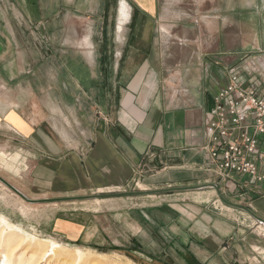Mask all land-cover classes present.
Here are the masks:
<instances>
[{
    "label": "crops",
    "instance_id": "obj_1",
    "mask_svg": "<svg viewBox=\"0 0 264 264\" xmlns=\"http://www.w3.org/2000/svg\"><path fill=\"white\" fill-rule=\"evenodd\" d=\"M178 1L0 0V149L33 162L34 185L44 190L123 187L135 178L153 191L207 185L264 220V181L214 177L206 130L233 70L264 93V0L246 6L254 18L242 53L236 7L223 21L220 7L189 20ZM250 49L247 66L241 55ZM228 205L234 212L199 220L202 236L188 231L170 240L171 251L264 264V224ZM59 229L80 234L66 220Z\"/></svg>",
    "mask_w": 264,
    "mask_h": 264
},
{
    "label": "rangeland",
    "instance_id": "obj_2",
    "mask_svg": "<svg viewBox=\"0 0 264 264\" xmlns=\"http://www.w3.org/2000/svg\"><path fill=\"white\" fill-rule=\"evenodd\" d=\"M170 1L174 2L175 6L177 0ZM250 2L251 0H179L178 4L180 8L182 7V12L188 13L189 20L195 17L194 13L197 10L201 16H204L213 8L220 7L222 12H226L222 14L223 21L228 17V9L236 7L238 50L242 53L244 48L239 47L240 39L249 33L250 20L253 17L250 12L246 13L249 10L246 6L250 5ZM260 18L261 15L258 13V26ZM255 49L246 50L241 55L244 56L245 65H251L254 57L250 53ZM241 66L242 64H238L235 67L238 72ZM240 74L245 76L246 72ZM246 81L252 83L254 79L247 75ZM34 169L33 162L18 154H9L0 149V175L27 198L48 199L29 203L0 183V251L5 250L10 253L16 247L18 240L22 239L27 240L24 244L26 246L33 244V247H29L28 256L35 252L36 244L47 245L52 241L60 244L59 248L64 250L59 254L60 256L58 255L61 258L46 256V259L52 263L66 261L64 258L68 257L71 258L69 264H94V262L95 264H212L208 262L211 258L204 263L200 255L190 252L173 253L170 247L176 240L181 238L186 240L188 231L194 232L195 235L200 233L202 236L203 231L197 225L199 220L206 222L209 215L216 217L218 213L234 212L216 192H210L212 189L209 187L158 193L153 191L157 188L156 185L135 178L123 187L99 190H44L34 185L36 178L32 173ZM89 195H102V197L55 200ZM223 196L230 200L227 194ZM162 212L167 214L166 218H170L169 221L166 218L161 219L162 215L158 216ZM223 216L227 217L225 213ZM60 220L74 224L80 234L78 236L64 234L59 229ZM173 227L176 228L175 232L171 230ZM12 242L15 244H11ZM24 245L18 254L28 248ZM37 253L38 256H42L41 252L37 251ZM10 258L15 263L20 261L15 255Z\"/></svg>",
    "mask_w": 264,
    "mask_h": 264
},
{
    "label": "built area",
    "instance_id": "obj_3",
    "mask_svg": "<svg viewBox=\"0 0 264 264\" xmlns=\"http://www.w3.org/2000/svg\"><path fill=\"white\" fill-rule=\"evenodd\" d=\"M206 130L210 138L207 170L214 177L264 181V93L244 87L235 70L214 96Z\"/></svg>",
    "mask_w": 264,
    "mask_h": 264
},
{
    "label": "bare ground",
    "instance_id": "obj_4",
    "mask_svg": "<svg viewBox=\"0 0 264 264\" xmlns=\"http://www.w3.org/2000/svg\"><path fill=\"white\" fill-rule=\"evenodd\" d=\"M126 8H127V6H125ZM127 12V11H126ZM166 24V23H165ZM162 28L164 29V30H166V26L165 25H163L162 26ZM3 89V88H2ZM4 160V159H3ZM0 183H2V182H0ZM3 184V183H2ZM3 185H5V184H3ZM6 186V185H5ZM7 187V186H6ZM8 188V187H7ZM10 189V188H9ZM28 235V234H27ZM27 235L25 236L26 237V239H28L27 238ZM11 237V236H10ZM29 237V236H28ZM31 237V236H30ZM5 240V239H4ZM1 241V240H0ZM3 241V240H2ZM8 241V240H7ZM25 241H27V240H25ZM25 241H23L22 239H19L18 240V242H17V245H16V247H14L13 249H12V251L9 253V252H7V251H5V250H3V251H0V264H69L68 262H70L71 260V258L69 259L68 257L66 258H64L66 261H61V262H57V263H52V262H50V261H48V259H46L47 257V255L49 256V255H51V256H53L54 258L55 257H57L59 254H62L63 253V249H60L59 248V245L60 244H58V243H56V242H53L52 241V243L51 244H45V245H40V244H36V246H35V252H32L31 254H30V256H28L29 255V247H33V244H27V246L26 245H24V244H26L25 243ZM3 242H6V241H3ZM41 242V241H40ZM8 243V242H7ZM11 244H15V243H11ZM8 245V244H7ZM22 245H24V246H26V247H28V248H26L25 249V251H23V252H21L20 254H18L19 252H20V250H21V248H22ZM13 246V245H12ZM11 246V247H12ZM61 247V246H60ZM37 251L40 253H42V256H38V253H37ZM62 251V252H61ZM66 252V251H65ZM81 253V252H80ZM27 256H26V255ZM67 254V253H66ZM65 254V255H66ZM15 255V257H16V259H18V260H20V261H18V262H12V258H10L11 256H14ZM64 255V254H63ZM71 255V254H70ZM74 255V254H73ZM77 255H78V253H77ZM80 255V254H79ZM60 256V255H59ZM57 257V258H61V257ZM62 256V255H61ZM72 256V255H71ZM83 256V255H82ZM26 257V258H25ZM63 257V256H62ZM25 258V259H24ZM50 258V257H49ZM56 258V259H57ZM77 258V257H76ZM80 259H81V256L79 257ZM53 259V258H52ZM55 259V260H56ZM85 259V258H84ZM83 259V260H84ZM86 259H87V257H86ZM50 260H51V258H50ZM60 260V259H59ZM74 260V259H73ZM76 260V259H75ZM14 261V260H13ZM54 261V260H53ZM91 261H93V260H91ZM22 262H24V263H22ZM77 262H78V260H77ZM76 262V263H77ZM84 263V262H83ZM90 263V262H89ZM96 262H94V264H95ZM98 263V262H97ZM90 264H93V263H90ZM99 264H101V263H99Z\"/></svg>",
    "mask_w": 264,
    "mask_h": 264
},
{
    "label": "water",
    "instance_id": "obj_5",
    "mask_svg": "<svg viewBox=\"0 0 264 264\" xmlns=\"http://www.w3.org/2000/svg\"><path fill=\"white\" fill-rule=\"evenodd\" d=\"M0 182L5 184L8 188H10L12 191H14L16 194L20 195L24 200H26L29 203H37L42 202L48 199H30L27 198L25 195H23L16 187H14L9 181H7L2 175H0ZM207 185H199V186H188V187H179V188H170V189H164V190H156L155 192H163V191H189V190H197L206 187ZM95 197H102V195H89V196H79V197H63V198H56L55 200H74V199H86V198H95ZM228 203V202H227ZM232 206L238 207L252 216H254L260 223L264 224V220H262L260 217H258L250 208L246 206H239L236 204L228 203Z\"/></svg>",
    "mask_w": 264,
    "mask_h": 264
}]
</instances>
